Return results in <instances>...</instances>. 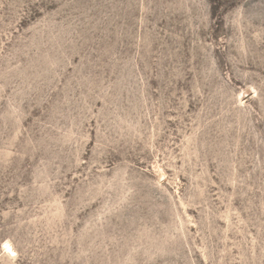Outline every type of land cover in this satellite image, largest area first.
<instances>
[{
	"label": "rangeland",
	"instance_id": "obj_1",
	"mask_svg": "<svg viewBox=\"0 0 264 264\" xmlns=\"http://www.w3.org/2000/svg\"><path fill=\"white\" fill-rule=\"evenodd\" d=\"M0 264H264V0H0Z\"/></svg>",
	"mask_w": 264,
	"mask_h": 264
}]
</instances>
